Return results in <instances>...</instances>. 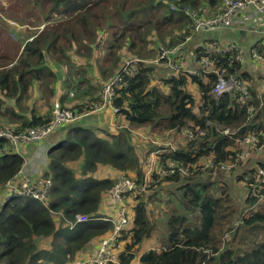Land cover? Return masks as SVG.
<instances>
[{
	"label": "trees",
	"instance_id": "obj_1",
	"mask_svg": "<svg viewBox=\"0 0 264 264\" xmlns=\"http://www.w3.org/2000/svg\"><path fill=\"white\" fill-rule=\"evenodd\" d=\"M222 1L0 0V37L9 39L7 19L28 18L36 24L18 57L0 54V116L8 119L6 124L14 133L49 124L52 100L71 99L68 91L75 92V100L67 107L80 112L85 104L99 99L101 87L96 84L102 86L118 74L123 59L143 60L134 74L121 75L116 87L113 105L126 127L116 132L104 125L93 129L82 125L87 118L64 124L69 127L65 139L48 154L44 177L51 179L52 187L47 207L31 198L0 203V264H71L92 254L93 242L114 230L112 223L100 218L115 210L107 193L121 174L134 181L135 189L125 195L129 221L118 234V264H264V175L259 173L264 162L237 175V182L247 189L244 212L234 207L226 190L219 194L224 184L213 193L208 191L212 184L195 176L204 172L198 163L206 158L214 161L216 169L224 163H241L236 162L240 152L255 154L243 142L250 135L264 145V103L249 83L250 71L234 62L232 53L215 55V67L228 68L249 93L246 100L242 91H234L216 101L210 94L216 80L213 74L179 71L157 77L152 64L160 49L197 36L183 8L209 17L223 9ZM209 35L212 38L207 37L205 44L218 40L217 34ZM263 39L252 46L264 57V44L257 47ZM195 53L199 57L200 49ZM92 70L98 72L96 79L90 78ZM193 85L196 94L190 88ZM29 94L32 100L38 96L48 102L50 109L39 114L34 104L21 105ZM145 128L153 132L147 134H162L168 140L150 146L139 157L132 144L139 138L133 133ZM196 128L204 135H198ZM187 129L194 139L177 142ZM153 152L157 165L147 176L143 163ZM69 163H78L77 168ZM170 163H175V172L161 175ZM22 164L21 156L0 139V199L3 184ZM100 167L113 174L99 177ZM169 185L178 194H171L170 201L162 200L169 207L160 209L154 222L146 200L159 201ZM141 187L149 192L141 193ZM105 204L108 212L103 214ZM79 214L90 220L71 227ZM153 234L155 243L148 249L146 241ZM36 238H44V244L36 245Z\"/></svg>",
	"mask_w": 264,
	"mask_h": 264
},
{
	"label": "built area",
	"instance_id": "obj_2",
	"mask_svg": "<svg viewBox=\"0 0 264 264\" xmlns=\"http://www.w3.org/2000/svg\"><path fill=\"white\" fill-rule=\"evenodd\" d=\"M172 10L175 11L176 7L172 6ZM182 13L192 22L193 32L197 35L203 33H217L221 31H230L232 33L244 30L245 32V27L252 25L256 28L259 24L257 16L259 14L264 15V0H223V9L209 17L201 16L189 8H183ZM261 31L262 30L255 29V31L252 32L260 34ZM192 39H194V36L186 38L185 43L182 45L170 49H160V54L153 63L163 66L164 68H169L172 71V74L178 73L179 71H185L192 75H199L201 72L213 74L216 80L210 94L216 101L224 94L234 91H242L243 99H248L249 93L247 92L245 85L239 82V80L228 71V68H217L213 62V57L215 55L221 54L225 56L226 54L232 53L234 56V62H237L242 66L246 61L247 52L241 47L235 45L234 42L213 40L208 44L201 43L195 49H200L199 57L196 55L195 50L193 53H189L188 58L190 59V65L193 61L197 64V66L193 68L194 71H189L186 69L187 67H182L187 61L179 64L175 59L181 55L182 50H186L185 45ZM248 55L251 59L260 60L253 47L249 50ZM141 61L143 60L137 57L123 59L122 68L119 73L102 84L99 99L90 102L89 104H85L83 110L80 112L62 106L60 102L55 100L52 104V119L49 124L40 127L27 128L19 133H14L9 129H0V139H5L8 145L20 155L18 150L20 146L31 143L38 144L59 126L81 121L92 114L104 112L106 110H111L113 114H117L118 110L114 107L113 101L121 75L126 73L134 74L136 71V65ZM231 64L232 61L229 62V66ZM195 131L200 136L204 135V131H199L198 128H196ZM224 133H227V130H225ZM194 137L195 134L190 129H187L183 134L184 141H192ZM243 142L254 150L255 154L264 147V145H258L260 140L255 135L246 137ZM169 145L172 146L171 143H169ZM255 154L240 152L237 155L236 162H245ZM198 164H200L199 169L201 171H205L208 168L214 169L216 166L211 158H206ZM234 165V162L231 164L224 163V165H221L220 168L214 169V171H223L227 173L233 169ZM35 166L36 164H22L14 177L3 184V187L1 188V193L4 194L3 197L19 196L31 198L47 207L46 202L48 201L52 181L49 178H45L42 174L32 171ZM176 170L181 171L180 167H177ZM174 172L175 163H170L168 164V171H162L161 175ZM182 173L186 175L185 170H183ZM259 173L264 175V171L262 170H260ZM146 174L148 175L149 173L146 172ZM144 182L147 183L148 181L145 179ZM134 189L135 184L133 180L129 179L124 174L118 176L117 182L107 193L108 199L116 206L113 212L115 216L112 215L113 213H110L107 216L100 218L103 222L113 224V232L109 236L100 240L92 254L76 259L71 262V264H118V249L121 248V244L118 242V234L126 228L129 221L128 213L124 207L125 195L126 192H132ZM89 220V216L79 214L75 217V221L71 223V227Z\"/></svg>",
	"mask_w": 264,
	"mask_h": 264
},
{
	"label": "rangeland",
	"instance_id": "obj_3",
	"mask_svg": "<svg viewBox=\"0 0 264 264\" xmlns=\"http://www.w3.org/2000/svg\"><path fill=\"white\" fill-rule=\"evenodd\" d=\"M222 5H223V1H222ZM171 9H172V7H171ZM257 19L259 21V24L256 26L255 29L263 30L262 29V25L264 24V15L259 14L257 16ZM7 22L10 25V27L13 28V30L10 28L9 39H6V38H4L2 36L0 37V47H1L0 54H5V55H8L9 57L13 55L16 58V57H18L20 55V53L22 51L23 42L26 39V37L31 32H35L36 31V29L33 27L36 24H33L32 20L28 19V18H22V20H19L17 18H15V19L12 18V19H7ZM44 27H45L44 25L39 27V30L44 29ZM222 32H229L230 33V31H221V32H217L215 34H219V33H222ZM236 33L243 34L244 30L243 31L241 30V31L236 32ZM203 34L209 35L211 33H203ZM211 36L212 35H209L207 37H211ZM17 37L19 38L20 43L17 41ZM263 37H264V35H263ZM223 38H225V37H223ZM218 40L221 41L223 39L221 37H219ZM256 40H258V39H256ZM197 44L198 43H195L193 41H190L188 44H186L185 45V49L187 51L186 50H182L181 51V55L179 57H177L175 59V61L177 63H179V64H181L182 62H186L187 61V63H185V65H190V63H189L190 59L188 58V56H189L190 52L191 53L194 52V50L198 46ZM234 44L236 45V43H234ZM262 44H264V39L258 43L257 47L261 46ZM253 48H255V47H253ZM255 50H256V53H257V57L260 60H255L253 58L251 59V60H255V62L252 64V69L248 68L250 70L251 75H252V80L249 83L256 88V90L258 92V96H260L262 98L263 103H264V57H263V55H260L257 52L256 48H255ZM245 51L248 53V50H245ZM262 54H264V53H262ZM154 60L152 61V64L157 68V71H158L156 73L157 77L158 76H168L169 74L172 73V71L169 68H164L163 66H159V65H156L155 63H153ZM244 65H245V63L242 65V67L245 69L246 67ZM94 66L96 68H98L99 64H96ZM193 68L194 67H192L190 65L186 69L189 70V71H194ZM97 75H98V72L96 70H92V75H91L90 78L91 79H96ZM96 86L99 89L101 87V85L99 83L96 84ZM190 88H191L193 94H196L195 93L196 92L195 91L196 88L194 87V85L191 86ZM163 90H165V89H163ZM68 92H69V97L71 98L69 100L70 101H74L75 100V92L74 91H68ZM31 95L32 94H29V99L25 98L22 101L21 105L31 106L32 104H34L35 107H36V113L40 114L42 112H46L48 110V107H47L48 102L45 104L44 101L42 100V98H39L38 96H37V98L32 100L31 97H30ZM69 100L66 99L65 101L67 102ZM87 104H89V102ZM67 106H68V104H66L65 107H67ZM25 109H26L25 111H27V112L29 111L28 107L27 108L25 107ZM117 116L120 119H122V117L120 115H117ZM7 121H8L7 118L0 116V129H9V130H11L10 128H8L9 126L6 124ZM1 123H3V124H1ZM124 127H126V124H125V126H122L120 122L118 123V119H117L116 130L114 129L112 131L116 132L117 130H119L121 128H124ZM148 130L150 131L149 128H145V132L146 133L145 132H141V131L133 133L139 138V139H134L132 141V144L134 145L136 153H137V155L139 157L144 156V151L145 150L148 151L150 146L155 147V146H158V145H161V144H166V142L168 140L167 138H163L162 134H156V136H158V137H156L153 134H147ZM150 133H153V132L150 131ZM182 141H184L183 136H181V137H179L177 139V142H182ZM174 145H175V142H174ZM248 161H250V163H252V164L248 163ZM248 161H245V163L241 162V163L235 165L233 167L234 169L233 170L231 169L232 171L228 172V173L211 172V171L205 172L204 171V172L199 173V174H197L195 176H200L199 180L200 181H204L206 184H212V185H210L208 187V191H212L213 193H215V191L217 189H219L220 184H224L225 185L224 187H220L219 194H220V192H223L224 190H226V192L228 194V197H230L232 202H233L234 207L236 209H238V211L244 212L243 209L246 208V204H244V200L243 199H244V196L247 194V189H246L245 184L242 181L241 182H237V175L240 174V172L242 170H245L247 167H250L253 164H256V163H259V162H264V147L257 154H255L254 156H251V159L248 160ZM156 165L157 164H155V152H153V153L150 154L149 159L146 160L143 163V168H144V170L147 171V173L150 174V172L153 171V169L155 170ZM73 168L75 169V168H77V166H74ZM149 181L150 180H148V182ZM244 181H247V179L245 178ZM145 188H147V187H141L140 188L141 193L144 194V192H149ZM167 190H168V192H165L162 195H160L159 201L155 200V197L151 198V199H154V203H152L149 200H146V203H147V206H148L147 208H149L150 210L153 211L152 218H153L154 222H155V218L160 216V209L169 207L162 200H169L170 201V199L172 197L171 194H174V195L178 194L175 191V187H173L172 185H169L167 187ZM16 198H24V197H19V196H12L11 197L10 196V197L6 198V201H9L11 199H16ZM261 201H263V200H260L259 202H261ZM155 202L158 205V207H156V208H155ZM55 220H58V218H55L54 221ZM155 238H156V234H153L148 239V241H146V245H147L148 249L149 248H153L154 243H155ZM43 239L44 238H36L35 239L36 245L41 246Z\"/></svg>",
	"mask_w": 264,
	"mask_h": 264
},
{
	"label": "crops",
	"instance_id": "obj_4",
	"mask_svg": "<svg viewBox=\"0 0 264 264\" xmlns=\"http://www.w3.org/2000/svg\"><path fill=\"white\" fill-rule=\"evenodd\" d=\"M262 29L263 30L261 31L260 34L253 33L252 31H245L243 34H240V33L238 34L236 32H232V33L231 32L230 33L229 32H222V33L217 34V39L219 37H221L223 39V40H221L222 42H234V43H236L237 46L243 48L244 50H248L244 66L246 67L245 70H249L250 68L252 69V64L255 62V60H251V58L249 57V55H248L249 50H250V47L253 45V43L257 41L256 39L264 38L263 37V35H264V24L262 25ZM223 37H225V38H223ZM206 40H207V35L198 34L196 36V38L192 39L191 41L198 43L197 45H199L201 43L205 44L204 42H206ZM191 66L196 67L197 64L193 61L191 63ZM182 67H188V65H182ZM55 100L58 101V98L57 97L54 98L52 100L51 104ZM67 100H69V99L67 98ZM60 102L62 103L63 106H66V104L72 103V102H70V100L67 102L66 101H64V102L60 101ZM51 108H52V105H51ZM43 113H45V112H42L40 114H43ZM117 119H118V123L120 122L122 126H125L126 123L124 120L120 119L116 114H113V112L111 110H106L104 112L92 114L87 119L82 121V125L87 126V127H92L93 129H96L99 127L104 128V126H106L107 128H110V130L112 131L114 129L116 130ZM102 120L103 121L105 120L106 124H102V122H103ZM68 128L69 127L66 125L59 126L55 131H53L51 134H49L47 137H45L38 144L31 143V144H25V145L20 146L18 150H19L21 158L23 159V162H24L23 164H36V166L32 169V171H35L39 174H42L43 176L45 174H47L48 167H49V155H48L49 151L65 139ZM69 164L71 167H73V166H76L78 163H69ZM111 174H113V173L111 171H109L107 168L100 167L99 173L96 175H98L99 177H103L106 175L110 176ZM114 175H115V173H114ZM1 195H2V197L4 196V194H2V193H1ZM2 197H1V199H2ZM105 203L106 204L108 203V202H106V199H105ZM106 204L101 208V212H103V214L105 212H108L107 209H105ZM112 207H113V205H112ZM112 215L115 216L114 213ZM98 240L93 242L95 245V248L97 247V245L99 243ZM44 241L45 240L43 239L42 240L43 244H44ZM43 247H44V245H43ZM85 256H87V255H84V257Z\"/></svg>",
	"mask_w": 264,
	"mask_h": 264
},
{
	"label": "water",
	"instance_id": "obj_5",
	"mask_svg": "<svg viewBox=\"0 0 264 264\" xmlns=\"http://www.w3.org/2000/svg\"><path fill=\"white\" fill-rule=\"evenodd\" d=\"M244 29H245V31H255V27L252 25L245 27ZM209 38H212V37H209Z\"/></svg>",
	"mask_w": 264,
	"mask_h": 264
},
{
	"label": "clouds",
	"instance_id": "obj_6",
	"mask_svg": "<svg viewBox=\"0 0 264 264\" xmlns=\"http://www.w3.org/2000/svg\"><path fill=\"white\" fill-rule=\"evenodd\" d=\"M63 106V105H62ZM7 197H2L1 199V202L0 203H3V200L6 199ZM45 207V206H44Z\"/></svg>",
	"mask_w": 264,
	"mask_h": 264
}]
</instances>
